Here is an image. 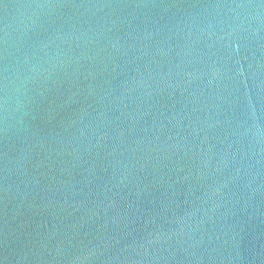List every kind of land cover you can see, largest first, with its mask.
Masks as SVG:
<instances>
[{"label":"water","instance_id":"95a60500","mask_svg":"<svg viewBox=\"0 0 264 264\" xmlns=\"http://www.w3.org/2000/svg\"><path fill=\"white\" fill-rule=\"evenodd\" d=\"M0 264H264V0H0Z\"/></svg>","mask_w":264,"mask_h":264}]
</instances>
